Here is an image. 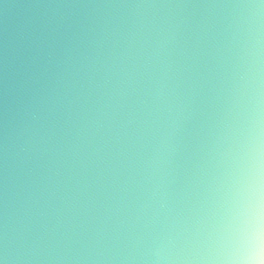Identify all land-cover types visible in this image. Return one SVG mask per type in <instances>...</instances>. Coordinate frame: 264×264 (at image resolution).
<instances>
[{
  "label": "clouds",
  "instance_id": "obj_1",
  "mask_svg": "<svg viewBox=\"0 0 264 264\" xmlns=\"http://www.w3.org/2000/svg\"><path fill=\"white\" fill-rule=\"evenodd\" d=\"M0 264H264V0H0Z\"/></svg>",
  "mask_w": 264,
  "mask_h": 264
}]
</instances>
